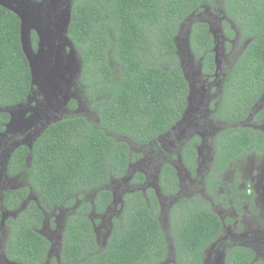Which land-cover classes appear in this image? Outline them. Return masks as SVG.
<instances>
[{"label": "trees", "instance_id": "1", "mask_svg": "<svg viewBox=\"0 0 264 264\" xmlns=\"http://www.w3.org/2000/svg\"><path fill=\"white\" fill-rule=\"evenodd\" d=\"M220 0H71L73 6L69 35L84 59L82 82L87 105L97 112L98 121L88 116H68L49 126L33 147L16 150L10 169L36 178L40 203L49 212L68 196L84 198L96 192V206L104 212L112 201L108 188L111 178L121 179L135 159V144H146L182 116L187 106L188 82L177 53V36L186 24L191 28V48L205 55L206 67L214 68L210 48L213 39L208 25L201 21L190 26L192 15ZM223 9L236 20L245 36L253 37L233 66L229 85L241 83L251 95L250 101L236 111L245 118L264 89V0H224ZM191 18V19H190ZM19 16L0 5V109L17 106L31 95L32 74L22 48ZM189 28H186V33ZM37 46V36L33 33ZM223 120L236 123L220 136L216 163H227L259 145L262 134L240 126L239 118L226 111ZM10 113L0 112V123ZM190 145V144H188ZM185 151V150H184ZM195 150L191 148V154ZM188 163V159L186 158ZM162 183L166 193H177L175 169L166 164ZM143 179L142 174L134 178ZM137 180V179H136ZM134 180V182L136 181ZM220 182H214V187ZM166 183V185L164 184ZM41 191V192H40ZM13 193V192H12ZM9 194V193H8ZM24 195L13 202L20 204ZM183 199L171 210L170 227L159 217L161 207L153 192L128 193L124 211L115 220L108 245L100 249L95 241L86 210L70 216L64 232L62 262L65 264H160L174 245L178 264H203V251L223 234V224L209 202ZM7 225L13 228L7 255L22 264H45L50 244L39 233L43 211L32 203ZM26 214V215H25ZM1 219V216H0ZM253 254L238 247L230 251L227 264H264L253 262ZM252 261V262H251ZM51 264H57L53 259Z\"/></svg>", "mask_w": 264, "mask_h": 264}, {"label": "flooded vegetation", "instance_id": "2", "mask_svg": "<svg viewBox=\"0 0 264 264\" xmlns=\"http://www.w3.org/2000/svg\"><path fill=\"white\" fill-rule=\"evenodd\" d=\"M5 1H10L17 9H33L38 16L40 29L46 31L48 28L50 31V41L43 49L51 51L53 56L60 55L61 64L63 65V62L67 60L71 68L68 72L70 77L67 79L65 74L57 94L48 96L35 85L25 102L12 106L9 111L17 108L23 111L22 122L14 131L8 129L12 119L10 112L9 120L0 123V264H22L10 259L7 255L13 228L18 225V222H12L8 226L7 221L10 218L18 219L29 205L32 207V203H35L45 216L38 230L50 244L49 260L45 264H51L53 259H56L57 264H65L62 262V256L53 258V254L57 245L62 252L68 218L78 216L84 208L92 224L95 241L98 247L103 249L108 245L113 234L115 220L121 217L124 211L125 196L136 191H143L144 194L148 191L153 192L162 209L159 219L162 223L164 220L166 225H170L171 210L183 199H193V202L198 203V199L202 197L201 199L210 203L223 224V234L205 248L203 264H227L228 254L238 247L245 248L249 254H253V262H264V149L260 150L259 145L256 144L251 151L244 152L232 162H228L225 169H220L216 163L215 152L217 147L220 148L222 136H227L226 130L231 128L230 126H237L236 123L222 119L220 111L224 97L228 101L224 106V115L229 116L226 111H230V114L239 118L240 126L249 128L252 133L262 134L264 137V89L261 90L245 118L236 112L244 110V103L235 105L229 102L231 99L236 101L240 98L250 101L248 95L251 94L247 87L241 83L229 85L228 79L233 66L254 38L245 36L244 32L238 28L236 20L222 7L224 0H220L215 6H206L203 11L194 13L191 17L194 20L190 23L191 27L197 21L208 25V31L213 39V46L209 50L213 55L214 68L210 65L206 67L205 55L197 54L192 50L191 28L187 43L180 40V31L177 36V53L189 86L187 106L180 119L158 134L156 138L146 144H135L132 147L136 155L134 161L129 164L128 173L130 174L121 179L111 178L108 188L111 189L113 198L104 212L97 210V190L86 193L84 198L68 196L60 205L55 204L47 212L40 203L42 195L39 193L37 179L25 176L22 174L24 172H14L10 169L16 150L23 146L32 148L38 135L41 136L49 126L69 116V113L64 111L65 103L69 101L67 105L77 110L81 108L80 103H86V99L80 95L81 89L76 84L77 74L82 72L84 64H78L75 56L76 47L69 35L73 12L71 1ZM203 15H206V18ZM185 27L189 28L184 24L182 29ZM33 33L37 36L36 47ZM31 37L33 49L37 52L40 34L33 29ZM242 41L243 44H241ZM51 63L53 64L54 61L52 60ZM81 83L84 86L82 81ZM61 94H64L63 102L65 103L60 102V110L57 109L58 106L52 108L53 99L57 97L58 100H62ZM53 95L56 97L51 98ZM88 109L90 110L89 107ZM17 123L18 121L15 120L12 127ZM224 124L227 126L225 127ZM27 136H32L33 139L23 142L24 139H29ZM6 144L10 149L9 147L5 149ZM191 148L195 150L193 154L189 153ZM250 155H258L263 159L247 162L250 163L247 175L232 173V177H226L230 168L237 167L234 165L238 162L237 160ZM166 164L171 165L176 171L178 183L175 180V185L179 187L177 193L168 191V194L165 191L162 174L166 173L164 170ZM139 173L143 176L142 180L138 176L134 178L135 174ZM219 180L220 182L214 187V182ZM21 195L25 196L21 203L12 207L14 204L9 201H16ZM53 234L56 238L52 236ZM169 250L168 257L161 260L160 264H178L175 246L171 245Z\"/></svg>", "mask_w": 264, "mask_h": 264}, {"label": "water", "instance_id": "3", "mask_svg": "<svg viewBox=\"0 0 264 264\" xmlns=\"http://www.w3.org/2000/svg\"><path fill=\"white\" fill-rule=\"evenodd\" d=\"M0 5L15 12L21 20L20 38L22 48L31 68L32 86L34 87L37 85L40 91L44 92V94L48 96H51L53 93L57 94L59 91L58 87L64 78V66L61 64L60 55L53 56L51 51L43 49L50 41L49 29L47 28L46 31H42L40 29L38 16L34 11H32L33 9H17L10 3V1L5 0H0ZM33 29L40 34L37 52L34 51L32 45L31 34ZM52 60L54 61L53 64L51 63ZM46 92L51 94H47ZM14 118L15 117L12 115L8 129H10L12 124L15 123L16 119Z\"/></svg>", "mask_w": 264, "mask_h": 264}, {"label": "rangeland", "instance_id": "4", "mask_svg": "<svg viewBox=\"0 0 264 264\" xmlns=\"http://www.w3.org/2000/svg\"><path fill=\"white\" fill-rule=\"evenodd\" d=\"M65 1H71V0H65ZM33 11V10H32ZM204 16V18H206V15H203ZM201 18H203V17H201ZM186 30V27L184 28V30L183 31H185ZM189 30H190V28H189ZM189 30L186 32V33H184L183 31H181V33H180V36H179V38H180V40L182 41V42H184V43H187L188 42V36H189ZM32 38V37H31ZM241 44H243V41L241 42ZM76 54H75V56L77 57V61H78V64H82V63H84V59L83 58H80V55H79V52L77 51V49H76ZM63 66H64V76H65V74H66V78L68 79L70 76H69V74H68V72H69V70H70V68H71V66H70V64L67 62V60H65L64 62H63ZM83 67V66H82ZM81 74H82V72L80 71L78 74H77V80H76V84H78L79 85V87H80V91H81V96L83 97V98H86V94H85V89H84V86H83V84L81 83V81H82V79H80V77H81ZM55 98L56 97V95H53L51 98ZM61 97H62V100H58L57 99V97L55 98V99H53V101H52V108L53 107H56V106H58L57 107V109L58 110H60L61 109V104H60V102L61 103H65V102H63V100H64V94H61ZM69 102V101H68ZM67 102V103H68ZM67 103H65V106H64V111H65V113H69V116H72V115H74V116H88L90 119H92L93 121H98V119H99V117L97 116V112H95V110L94 109H92V108H90L86 103H80L81 104V108L78 110H73V109H71L68 105H67ZM88 107L90 108V110L88 109ZM12 107H9V108H4L3 110H0V112L1 111H5V112H10L14 117H15V119L18 121V123H17V125L16 126H11V128H10V130H12V131H14V129L22 122V118H21V114L23 113V111L22 110H20L19 108H17V109H12L11 111H9L10 109H11ZM14 108V107H13ZM68 110V111H67ZM71 110V111H70ZM58 114V113H57ZM59 115V114H58ZM60 116V115H59ZM23 117H24V115H23ZM38 125V124H37ZM225 125V124H224ZM39 126V125H38ZM227 125H225V127H226ZM10 135H13V134H10ZM26 136V135H25ZM24 136V137H25ZM37 136H35V138H36ZM38 137H39V135H38ZM27 138H29V139H24L23 140V142H27V140L28 141H30L31 139H33V137L32 136H27ZM34 138V139H35ZM11 146V145H10ZM5 147H7V148H5V149H8V147H9V145L8 144H6V146ZM9 149H10V147H9ZM260 159H263V157H261V158H259L258 157V155L257 156H254V155H250V156H245V157H243L241 160H237L238 162H236L234 165H237V167L236 168H230L229 170H228V172H227V174H226V177L228 178V177H232V173H235V174H238V173H245L246 175H247V173H248V171H249V168H250V163H247V162H255V161H258V160H260ZM242 162V163H241ZM143 169H144V167H143ZM236 169V170H235ZM254 216V215H253ZM60 219V221H62V217H60L59 218ZM163 226L167 229V228H169L170 227V225H166L165 223H164V220H163ZM53 237H55L56 238V235H52ZM172 246H174V245H172ZM0 252H1V249H0ZM61 257V248L59 247V245H57V248H56V251H55V253L53 254V258L54 257Z\"/></svg>", "mask_w": 264, "mask_h": 264}, {"label": "clouds", "instance_id": "5", "mask_svg": "<svg viewBox=\"0 0 264 264\" xmlns=\"http://www.w3.org/2000/svg\"><path fill=\"white\" fill-rule=\"evenodd\" d=\"M31 149V148H30Z\"/></svg>", "mask_w": 264, "mask_h": 264}]
</instances>
